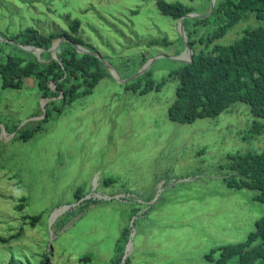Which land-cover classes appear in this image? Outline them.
Instances as JSON below:
<instances>
[{
    "label": "rangeland",
    "instance_id": "374dc122",
    "mask_svg": "<svg viewBox=\"0 0 264 264\" xmlns=\"http://www.w3.org/2000/svg\"><path fill=\"white\" fill-rule=\"evenodd\" d=\"M179 1L197 14L212 11L204 0ZM73 20L84 47L122 80L148 64L164 83L140 94L104 65L90 93L61 106L60 96H41L34 76L4 88L0 75V236L11 237L0 243V264L11 256L24 264H114L118 243L116 264H209L210 249L245 240L264 216L256 190L224 181L229 154L264 149V118L240 101L191 123L168 118L178 83L168 74L182 64L173 57L184 41L178 19L163 15L156 0H0V64L16 51L13 34L67 30ZM257 24L248 13L216 42ZM164 38L168 45L148 43ZM34 215V224L25 218Z\"/></svg>",
    "mask_w": 264,
    "mask_h": 264
},
{
    "label": "trees",
    "instance_id": "16d2710c",
    "mask_svg": "<svg viewBox=\"0 0 264 264\" xmlns=\"http://www.w3.org/2000/svg\"><path fill=\"white\" fill-rule=\"evenodd\" d=\"M209 1L204 0V4H209ZM156 6L163 15L174 20L199 11L179 0H156ZM248 13L255 16L257 25L245 28L239 37L228 43L216 42ZM182 22L193 54L190 62L182 63L168 74L178 82L174 100L168 107V118L191 123L199 118L216 117L236 101L249 105L253 116L264 118V0H215L209 15L184 17ZM79 25L78 20H73L67 30L48 34L27 27L10 36L8 39L11 41L46 50L40 53L41 61L33 53L13 44L16 51L8 54L0 64L2 87L20 88L24 77L34 76L41 96H60L61 106L80 95L90 93L96 83L106 75L107 70L98 57L91 53L77 52L69 42L86 46L76 34ZM199 27L206 29L203 36L196 37ZM60 37H66L69 41L60 43L56 49V59L50 61L51 53L47 49ZM162 42L169 44L166 38L151 39L148 43ZM197 43L204 47L197 50ZM142 60L144 62L146 58ZM50 81L53 82L55 90L50 87ZM142 81L143 86L140 85ZM163 83V80L154 81L151 71L147 70L137 78L127 81L125 85L127 89L142 94L152 89L159 90ZM60 111L61 107L57 109V112ZM260 128L259 125H253L251 131L257 132ZM33 131L24 130L19 137L26 140ZM227 157L228 162L224 166L230 171L224 177L227 186L256 190L253 199L264 202V149L259 152L229 154ZM108 181L109 179L104 180L105 183ZM75 194L79 200V189ZM39 217L40 215L25 216L31 219L32 224ZM125 236L123 232L121 239L124 240ZM10 238L0 236V243H7ZM122 249L123 245L118 243L112 263L120 261L119 253L123 255ZM232 257L236 258L234 264H264V216L255 221L254 230L245 240L212 248L204 255L209 264H224ZM26 263L30 264L29 261ZM7 264L24 262L11 256ZM123 264H129L128 260Z\"/></svg>",
    "mask_w": 264,
    "mask_h": 264
},
{
    "label": "water",
    "instance_id": "95a60500",
    "mask_svg": "<svg viewBox=\"0 0 264 264\" xmlns=\"http://www.w3.org/2000/svg\"><path fill=\"white\" fill-rule=\"evenodd\" d=\"M214 3H215V0H210V3H209V12L212 10L213 6H214ZM206 15H201V14H197V13H188L184 16H181L180 18H178V28H179V32L181 33V35L183 36V41H184V50L181 54H179L178 56H175L173 57V59H176L182 63H187V62H190L192 60V54H193V50L189 44V41H188V38H187V35H186V32H185V29H184V26H183V18L184 17H205ZM69 41V39H67L66 37H60L55 41L52 42V45L50 46V48H48L47 50L51 52V59L50 61H52L53 59H56V49L58 48V46L60 45V43L62 41ZM14 42V41H12ZM76 49L77 52L79 53H91L93 55H95L96 57H98L101 62L107 67L109 68V70L111 72H114V70L104 61L101 59V57L95 53V52H91L90 50L86 49L84 46L80 45V44H77L75 42H72V41H69ZM15 43V42H14ZM20 49L24 50V51H27V52H31L33 54H36L37 55V58L40 57V53L41 51H44L46 49H43V48H40V47H37V46H32V45H27V44H20V43H15ZM187 54V57L186 58H182V55L183 54ZM147 65H145L143 68H141L136 74L135 76L133 77H130V78H127L125 80H122L119 75L114 72L116 74V78H118V80L122 81V82H127V81H130L134 78H136L138 75L142 74L143 72H145L147 70ZM114 75V74H113ZM115 76V75H114Z\"/></svg>",
    "mask_w": 264,
    "mask_h": 264
},
{
    "label": "bare ground",
    "instance_id": "6f19581e",
    "mask_svg": "<svg viewBox=\"0 0 264 264\" xmlns=\"http://www.w3.org/2000/svg\"><path fill=\"white\" fill-rule=\"evenodd\" d=\"M184 55V54H183ZM113 74L116 76V74L113 72Z\"/></svg>",
    "mask_w": 264,
    "mask_h": 264
}]
</instances>
